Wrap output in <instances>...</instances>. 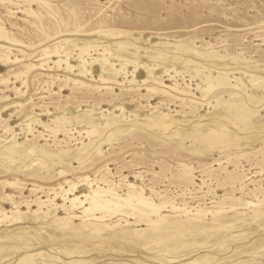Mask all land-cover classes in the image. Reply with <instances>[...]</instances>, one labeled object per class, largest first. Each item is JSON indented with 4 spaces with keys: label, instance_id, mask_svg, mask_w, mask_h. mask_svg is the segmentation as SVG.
<instances>
[{
    "label": "rangeland",
    "instance_id": "rangeland-1",
    "mask_svg": "<svg viewBox=\"0 0 264 264\" xmlns=\"http://www.w3.org/2000/svg\"><path fill=\"white\" fill-rule=\"evenodd\" d=\"M0 35V264H264V0H0Z\"/></svg>",
    "mask_w": 264,
    "mask_h": 264
},
{
    "label": "bare ground",
    "instance_id": "bare-ground-1",
    "mask_svg": "<svg viewBox=\"0 0 264 264\" xmlns=\"http://www.w3.org/2000/svg\"><path fill=\"white\" fill-rule=\"evenodd\" d=\"M0 37H7V36H3V35H0ZM57 48V47H56ZM4 60L6 62H11L10 61V58L7 54H5V57L3 56ZM36 65V64H35ZM34 64H31L29 65L28 64V68L31 69L32 67L34 68L35 66ZM18 74V73H17ZM20 74V73H19ZM84 185H86L85 187V190L82 192L81 195H77V196H74L73 198H69V197H65L66 200L70 201L71 202V205L73 207L77 206L78 203H83V201H81V197H86V198H92L91 199V202L94 203L96 205V207L98 206H112L110 204V202H113L112 199H105L103 198L105 195H109L111 196V198H117L119 201L122 199V200H130L132 198H135L136 200H138L139 202L143 203V204H146V205H149L151 207H156L155 204H153L151 201H149L146 197H144L143 195H136L134 196L133 194H127V195H123L119 192L116 191L115 188H111V187H108V188H105L99 184H97L96 186L94 184H92L91 182H85ZM74 186H77V185H74ZM114 199V200H115ZM117 200V201H118ZM115 203V202H114ZM84 204V203H83ZM113 204V203H112ZM117 204V203H116ZM116 204L115 206L113 207V209L115 208L116 209ZM92 207H85V210L83 212H87L88 210H90ZM115 211V210H114ZM92 212V211H91ZM93 217V216H92ZM95 217V216H94ZM103 217V216H102ZM98 218V217H97ZM16 220V219H15Z\"/></svg>",
    "mask_w": 264,
    "mask_h": 264
}]
</instances>
